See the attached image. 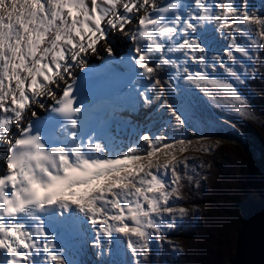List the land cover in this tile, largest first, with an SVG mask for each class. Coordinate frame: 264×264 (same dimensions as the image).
<instances>
[{
    "label": "snow or ice",
    "instance_id": "6c2138e0",
    "mask_svg": "<svg viewBox=\"0 0 264 264\" xmlns=\"http://www.w3.org/2000/svg\"><path fill=\"white\" fill-rule=\"evenodd\" d=\"M261 52L251 0H0V264H145L171 244L208 175L184 154L214 146L169 133L194 127L197 97L249 115Z\"/></svg>",
    "mask_w": 264,
    "mask_h": 264
},
{
    "label": "trees",
    "instance_id": "16d2710c",
    "mask_svg": "<svg viewBox=\"0 0 264 264\" xmlns=\"http://www.w3.org/2000/svg\"><path fill=\"white\" fill-rule=\"evenodd\" d=\"M254 63L258 74L238 88L260 120L212 106L240 136L232 146L216 145L211 153L188 155L205 162L207 180L199 188L184 190L179 203L188 214L164 237L171 244L154 248L145 264H230L245 211L264 202V52ZM173 245L181 250L173 251Z\"/></svg>",
    "mask_w": 264,
    "mask_h": 264
},
{
    "label": "water",
    "instance_id": "95a60500",
    "mask_svg": "<svg viewBox=\"0 0 264 264\" xmlns=\"http://www.w3.org/2000/svg\"><path fill=\"white\" fill-rule=\"evenodd\" d=\"M230 264H264V202L245 211Z\"/></svg>",
    "mask_w": 264,
    "mask_h": 264
},
{
    "label": "rangeland",
    "instance_id": "374dc122",
    "mask_svg": "<svg viewBox=\"0 0 264 264\" xmlns=\"http://www.w3.org/2000/svg\"><path fill=\"white\" fill-rule=\"evenodd\" d=\"M257 2L258 3L256 5V8H258V9L264 8V0H257ZM122 39H123L122 35H120L117 32H115L114 35L112 36L113 47L117 48L118 44H119V41L122 40ZM120 50L121 49H118L117 53L120 52ZM91 56H92L91 60L95 61L96 59H100L99 57L95 58L94 55H91ZM238 90H239V88H238ZM208 106L210 108L211 114L216 118V121H215V123H216L215 126L216 127L213 126L214 127L213 130H212V126L202 125V123L200 121H196L193 118L192 123H193L194 127H189L187 129V131L183 132V133H169V135H174V136H177V137L180 136V135H183L186 139L193 140V142L195 144L197 137H196V135H193V133L196 132V133H199V134H203V135H205L207 137V140L204 141L203 143H207V144L212 145V146H216V145H224V146H227V147H229V145L232 146V144H234V141H235L234 138H239V136H240L239 133L232 126L227 124L226 122L221 123L220 122L221 118L218 117L215 114V112L213 111L212 105L210 106L208 104ZM230 115L240 117V116H238L236 114H230ZM243 118L254 119L255 121H259L260 120V118L256 114H254L252 111H251V113L249 115H246ZM3 146L4 145H0L1 154H2V151H3V148H2ZM229 149H232L231 152H233V151L235 152V149H233V148H229ZM196 153H206V152H203V151H199L198 152V151L190 150L189 152L185 153L184 155H190V154H196ZM2 155H0V156H2ZM235 155H237V154H235ZM237 158L238 157H235V159H237ZM90 251H91V249H89V252Z\"/></svg>",
    "mask_w": 264,
    "mask_h": 264
},
{
    "label": "bare ground",
    "instance_id": "6f19581e",
    "mask_svg": "<svg viewBox=\"0 0 264 264\" xmlns=\"http://www.w3.org/2000/svg\"><path fill=\"white\" fill-rule=\"evenodd\" d=\"M257 3H258L257 0H251V4H253L255 6L257 5ZM117 33L122 35L123 39L119 41L118 47L114 48L115 54H116V51L119 48L122 49L124 47V50H125V49H128L130 47L129 42L127 40V37H125L123 35V33H121V32H117ZM104 47H107V45H104ZM124 50L122 52H119V53H123ZM119 53H117V54H119ZM104 55H106V53H103V52H98L97 54H94L95 57H102ZM91 58H92V56H90L88 58L90 60L89 62L93 61V60H91ZM77 69H75V72L77 71ZM194 104H195L194 119L196 121H200L202 123V125L212 126V130H213L214 129L213 126L216 125V123H215L216 118L211 114V111H210V108L208 106V103H206L202 98L197 97L194 100ZM43 112H44L43 110H39V114H42ZM141 119H142V117H141ZM153 131H155V129H153ZM0 155H2L1 152H0ZM2 164H3V161L1 160V156H0V167L2 166ZM88 259L91 260L92 257L90 256V257H88Z\"/></svg>",
    "mask_w": 264,
    "mask_h": 264
}]
</instances>
